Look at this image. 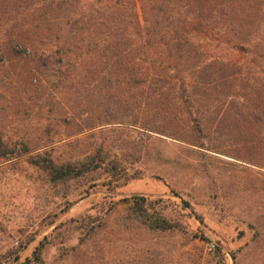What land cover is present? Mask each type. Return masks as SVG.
<instances>
[{
  "label": "trees",
  "instance_id": "1",
  "mask_svg": "<svg viewBox=\"0 0 264 264\" xmlns=\"http://www.w3.org/2000/svg\"><path fill=\"white\" fill-rule=\"evenodd\" d=\"M263 12L264 0H0V57L33 63L22 90L45 91L52 78L63 109L59 121L72 129L69 135L117 123L202 146L208 127L215 126L220 143L234 141L249 156L264 158V74L255 68L264 52ZM193 20L229 35L245 47L249 62L206 54L191 37ZM83 142H69L72 156L56 161L51 150L34 152L30 138L0 129V158L26 154L53 185L99 171L106 173V184L129 179L125 152L109 156L101 144ZM134 149L139 157L140 146ZM125 201L149 231H186L164 206H156L163 198L134 194ZM101 219L80 215L58 223L22 264H44L53 232L77 230L83 242L102 226ZM193 236L208 239L201 230ZM15 253L14 261L20 257Z\"/></svg>",
  "mask_w": 264,
  "mask_h": 264
},
{
  "label": "rangeland",
  "instance_id": "2",
  "mask_svg": "<svg viewBox=\"0 0 264 264\" xmlns=\"http://www.w3.org/2000/svg\"><path fill=\"white\" fill-rule=\"evenodd\" d=\"M261 17L264 20V12ZM189 30L210 57L241 64L251 59L229 35L198 20ZM261 32L263 37L264 23ZM49 47L51 43L45 52ZM25 61L0 57V129L13 138H30L34 152L49 149L56 161L72 156L68 143L75 139L101 144L109 156L125 152L129 179L106 184V173L99 171L53 185L26 154L0 158V264H22L33 245L58 223L80 215L104 223L83 242L77 230L57 236L53 232L44 264H264L263 155L249 156L234 141L220 143L215 126L208 127L202 146L117 123L69 135L72 129L59 121L63 109L56 104L52 78L45 91L22 90L25 71L33 66ZM255 68L264 74V52ZM133 174L138 177L131 179ZM134 194L163 198L156 206H164L186 231L147 230L125 201ZM200 230L207 241L194 238ZM15 252L20 255L16 261Z\"/></svg>",
  "mask_w": 264,
  "mask_h": 264
}]
</instances>
